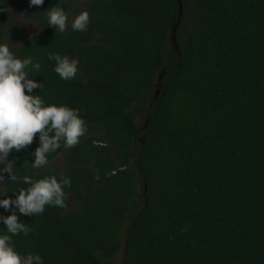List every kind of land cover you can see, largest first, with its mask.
<instances>
[{
	"label": "trees",
	"instance_id": "16d2710c",
	"mask_svg": "<svg viewBox=\"0 0 264 264\" xmlns=\"http://www.w3.org/2000/svg\"><path fill=\"white\" fill-rule=\"evenodd\" d=\"M14 1L39 27L19 46ZM183 1L60 0L64 32L45 11L59 0L0 3V42L41 64L29 75L42 82L33 94L77 109L86 125L47 167H32L39 133L9 153L18 176L71 180L64 207L17 210L30 229L13 237L21 255L43 264H108L120 252V264H264V0ZM85 9L86 30L73 31ZM50 51L78 59L74 78H60ZM3 187L15 198L29 185L8 175Z\"/></svg>",
	"mask_w": 264,
	"mask_h": 264
},
{
	"label": "clouds",
	"instance_id": "9594fccd",
	"mask_svg": "<svg viewBox=\"0 0 264 264\" xmlns=\"http://www.w3.org/2000/svg\"><path fill=\"white\" fill-rule=\"evenodd\" d=\"M4 0H0L3 3ZM44 0H30V6H40ZM47 11L49 27L64 32L67 27L68 13L59 3ZM90 22L88 10L78 13L71 22L73 31H84ZM48 59L55 61L54 71L61 79L75 77L79 61L67 55L48 53ZM41 64L32 57H17L7 43L0 42V183L5 181V173L9 181L29 185L18 192H12L15 198L0 193L6 198L0 199V207L11 214L0 215V222L6 230L0 229V264H43L39 254L21 255L15 250L13 237L23 233L28 235L30 229L19 219L20 214L32 216L42 213L46 205L64 207V186H70L68 177L57 178L56 175L33 179L30 175L18 176L14 172V160H9V153L20 152L30 145L39 133L40 145L35 150L33 168H40L48 163V154L55 152L63 141L65 147L78 143L79 137L85 132V121L77 109L67 105L45 104L39 94L33 90L41 88L42 82L29 75L39 73ZM27 90V93L26 91ZM16 207L13 208L12 206Z\"/></svg>",
	"mask_w": 264,
	"mask_h": 264
},
{
	"label": "rangeland",
	"instance_id": "374dc122",
	"mask_svg": "<svg viewBox=\"0 0 264 264\" xmlns=\"http://www.w3.org/2000/svg\"><path fill=\"white\" fill-rule=\"evenodd\" d=\"M182 1L183 0H181V3H182ZM183 6H184V1L182 3V7ZM22 8H23V3L20 1H14L11 5L12 19L19 26V34H18V37L16 40V46L23 44L27 39H29L31 36H33L34 34H36L39 31V27L35 22L27 21L23 18ZM156 86L152 88V90L154 92L158 91ZM150 108L151 109H149V111H148L149 113L152 111L153 105H151ZM139 122H140V124H142V121H139ZM138 148H139V146H137V148L134 150L137 152L139 150ZM62 162H63V155H60L55 161V164H57L59 169L61 167ZM44 166L47 167V165H44ZM0 167H3V166L0 165ZM4 175H5V177H7L9 174L5 173ZM3 188H4L3 183H0V193H3ZM2 197L3 196L0 195V199H2ZM74 206H75L74 198H73V196H70L69 200H68L66 211H70V210L74 209ZM121 259H122V252L118 253L117 256L112 261L108 262V264H120Z\"/></svg>",
	"mask_w": 264,
	"mask_h": 264
},
{
	"label": "water",
	"instance_id": "95a60500",
	"mask_svg": "<svg viewBox=\"0 0 264 264\" xmlns=\"http://www.w3.org/2000/svg\"><path fill=\"white\" fill-rule=\"evenodd\" d=\"M180 4H181V0H180ZM176 32H177V28L174 27V28H173V36H172V39H173L174 41H175Z\"/></svg>",
	"mask_w": 264,
	"mask_h": 264
}]
</instances>
